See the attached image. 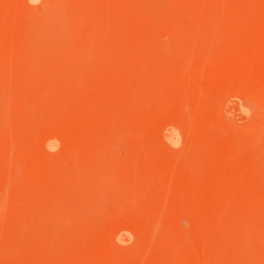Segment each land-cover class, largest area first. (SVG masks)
I'll list each match as a JSON object with an SVG mask.
<instances>
[{"label": "rangeland", "instance_id": "obj_1", "mask_svg": "<svg viewBox=\"0 0 264 264\" xmlns=\"http://www.w3.org/2000/svg\"><path fill=\"white\" fill-rule=\"evenodd\" d=\"M0 264H264V0H0Z\"/></svg>", "mask_w": 264, "mask_h": 264}]
</instances>
